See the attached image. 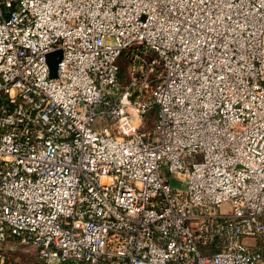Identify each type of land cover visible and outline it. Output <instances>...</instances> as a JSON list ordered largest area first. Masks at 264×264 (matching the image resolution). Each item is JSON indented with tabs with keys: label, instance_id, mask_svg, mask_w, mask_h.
Instances as JSON below:
<instances>
[{
	"label": "built area",
	"instance_id": "obj_1",
	"mask_svg": "<svg viewBox=\"0 0 264 264\" xmlns=\"http://www.w3.org/2000/svg\"><path fill=\"white\" fill-rule=\"evenodd\" d=\"M9 240L46 264H264V0H0Z\"/></svg>",
	"mask_w": 264,
	"mask_h": 264
},
{
	"label": "rangeland",
	"instance_id": "obj_2",
	"mask_svg": "<svg viewBox=\"0 0 264 264\" xmlns=\"http://www.w3.org/2000/svg\"><path fill=\"white\" fill-rule=\"evenodd\" d=\"M0 249L9 255L7 264H44L39 258L38 248L34 245H23L17 240H9L0 244Z\"/></svg>",
	"mask_w": 264,
	"mask_h": 264
},
{
	"label": "water",
	"instance_id": "obj_3",
	"mask_svg": "<svg viewBox=\"0 0 264 264\" xmlns=\"http://www.w3.org/2000/svg\"><path fill=\"white\" fill-rule=\"evenodd\" d=\"M58 56H60V51L54 52V53L49 55V65H50V71H51L52 77L56 76Z\"/></svg>",
	"mask_w": 264,
	"mask_h": 264
},
{
	"label": "trees",
	"instance_id": "obj_4",
	"mask_svg": "<svg viewBox=\"0 0 264 264\" xmlns=\"http://www.w3.org/2000/svg\"><path fill=\"white\" fill-rule=\"evenodd\" d=\"M44 264H46L45 262H43Z\"/></svg>",
	"mask_w": 264,
	"mask_h": 264
}]
</instances>
